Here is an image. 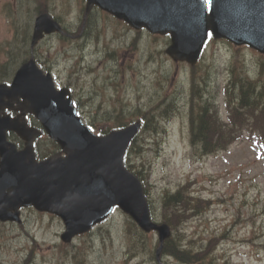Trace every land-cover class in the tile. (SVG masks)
Returning <instances> with one entry per match:
<instances>
[{
  "label": "rangeland",
  "instance_id": "1",
  "mask_svg": "<svg viewBox=\"0 0 264 264\" xmlns=\"http://www.w3.org/2000/svg\"><path fill=\"white\" fill-rule=\"evenodd\" d=\"M19 6L17 1V21H21ZM65 8L66 0H62V11H58L62 16ZM21 18L32 19L30 10ZM66 22L76 37L77 20ZM12 29L8 21L0 19V45L19 43L20 38L13 37ZM85 37V46H74L71 41L63 45L61 41L47 39L39 47V53L55 67L61 86L69 85L75 100L82 98L80 112L84 122L95 123L97 130L108 129L111 123L103 120L101 114L113 110L109 105L111 99L114 108L123 100L133 112L151 114L153 123L160 122L163 129L155 141L146 139L149 142L146 148L143 132L139 135L137 146L140 149L133 160L137 169L145 172L150 186L148 196L156 211H159L163 190H174L180 183L194 180L193 191L204 197L211 195L214 202L207 213L187 226V238L208 240L213 235L227 233V240L220 248L225 256L219 264H264V153L259 146L245 139L224 153L210 157L195 154L189 145L184 114H173L175 108H184L189 69L173 63L165 55L169 45L167 37L151 36L144 31L138 34L126 24L98 14L85 29ZM113 52L116 53L114 65L103 59L104 54ZM235 52L234 47L224 42H211L200 66L193 70L195 79L200 82L205 79L209 86L204 89L198 85L194 93L206 92L209 99L215 98V85L224 83V77H219L218 72ZM84 53V62H79ZM239 54L250 70L260 60L257 53L245 47L240 48ZM77 71H80L79 77L74 74ZM105 82H115L117 88ZM235 84L231 90L237 94ZM251 90L257 102L259 88ZM216 98L222 100L221 95ZM113 113L116 116L118 111ZM154 113H164L165 123L158 121ZM251 182L253 187H247ZM26 220L29 235L24 230H6L0 225V264H20L29 254L34 255L32 264H156L129 218L121 212H114L104 223L75 238L72 245L66 247L59 239L63 225L57 217L29 214ZM15 236L18 239H14ZM149 237L153 246L156 237L153 234ZM162 264L177 263L165 257Z\"/></svg>",
  "mask_w": 264,
  "mask_h": 264
},
{
  "label": "water",
  "instance_id": "2",
  "mask_svg": "<svg viewBox=\"0 0 264 264\" xmlns=\"http://www.w3.org/2000/svg\"><path fill=\"white\" fill-rule=\"evenodd\" d=\"M226 2L235 5L234 21L226 36L236 38L240 32L244 43L264 53V0H249L243 4L244 0ZM219 3L220 0L213 1L211 15L207 18L203 10L202 17L198 16L176 0H89V5L96 4L135 28L146 27L153 33L170 34L172 46L167 53L175 60L191 64L198 56L206 32L218 35L213 19ZM56 29L53 23L39 22L33 41L41 37L42 32ZM0 90H9L22 97L24 110L35 116L65 154V157L56 154L36 163L31 144L39 132L27 129L24 124L11 123L9 129L17 131L26 145L22 153L8 151L4 132L0 135V156L3 158L0 180L6 179L1 186L0 214L7 204L14 202L33 204L55 213L66 229L61 238L68 242L103 221L117 206L143 230L157 229L160 240L168 235L165 226L156 228L150 223L140 184L122 165L126 147L137 132V124L106 136L93 135L75 117L68 91H56L50 74L44 75L32 60L21 67L10 89L0 87ZM4 128L6 123L0 122V129Z\"/></svg>",
  "mask_w": 264,
  "mask_h": 264
},
{
  "label": "trees",
  "instance_id": "3",
  "mask_svg": "<svg viewBox=\"0 0 264 264\" xmlns=\"http://www.w3.org/2000/svg\"><path fill=\"white\" fill-rule=\"evenodd\" d=\"M260 73L264 74V61L260 65ZM241 80H238L234 85V88L237 89V92L243 97L240 99V103L237 108L229 110V124H222L218 117L217 113L210 114L208 103L205 102L198 110L191 111L190 123L192 128V141L199 143L203 153H211L218 149H222L227 146L229 143L237 139L242 130L246 129L251 132L259 131L264 137V116L261 113H251V108L254 106V99L252 98L253 92L251 86L246 82V84H240ZM203 95V96H202ZM206 96L204 92L198 94L199 99ZM201 104V103H200ZM123 108V107H121ZM127 110L121 113L117 118H115L114 125L121 127L127 123ZM264 113V109L262 111ZM107 114V113H105ZM158 124H146L144 126V131L148 133H153ZM261 136V137H262ZM262 137V138H263ZM264 139V138H263ZM52 148H56V145L50 142ZM136 147L135 141L131 144L127 151L126 161L130 159L134 149ZM177 195L168 196L164 199V216L165 219L173 221V226L181 223L180 219L173 220V217H180L181 215L177 212H180L181 209H177L175 204ZM176 208V211H169V209ZM134 228V225L132 224ZM135 229V228H134ZM137 235L141 240H144V235L136 229ZM168 243V242H167ZM167 245V244H166ZM165 245V247H166ZM165 251L166 248H165ZM169 253H176L179 255L178 259L186 261V256L184 253H179L176 251L174 246ZM168 254V253H167ZM189 262V261H188Z\"/></svg>",
  "mask_w": 264,
  "mask_h": 264
},
{
  "label": "flooded vegetation",
  "instance_id": "4",
  "mask_svg": "<svg viewBox=\"0 0 264 264\" xmlns=\"http://www.w3.org/2000/svg\"><path fill=\"white\" fill-rule=\"evenodd\" d=\"M8 49L9 50H8L7 53L8 54H11L10 46H8ZM8 58L10 59L11 56L8 55ZM14 73H15L14 69L11 71L10 68H5V67L0 68V74H7V76H10L11 77ZM3 82H5V81H2L0 83H3ZM14 108H15V106H14ZM7 114H9L11 117H16L18 115V112L17 111H14V110H9V111H7ZM26 119H27V121L30 122V116H26Z\"/></svg>",
  "mask_w": 264,
  "mask_h": 264
},
{
  "label": "snow or ice",
  "instance_id": "5",
  "mask_svg": "<svg viewBox=\"0 0 264 264\" xmlns=\"http://www.w3.org/2000/svg\"><path fill=\"white\" fill-rule=\"evenodd\" d=\"M207 2H208L209 4H211V0H207Z\"/></svg>",
  "mask_w": 264,
  "mask_h": 264
}]
</instances>
